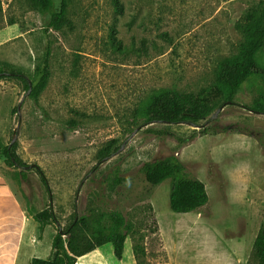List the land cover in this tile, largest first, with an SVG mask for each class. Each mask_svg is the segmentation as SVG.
I'll return each instance as SVG.
<instances>
[{
  "label": "rangeland",
  "instance_id": "1",
  "mask_svg": "<svg viewBox=\"0 0 264 264\" xmlns=\"http://www.w3.org/2000/svg\"><path fill=\"white\" fill-rule=\"evenodd\" d=\"M0 2V68L24 71L32 85L46 60L50 69L47 87L25 98L20 118L15 109L28 90L14 78L0 80V144L9 145L20 124L16 153L30 167L0 158V176L25 209L51 206L61 229L74 218L121 211L133 226L128 256L135 259L136 245L145 250L136 264H248L264 225V115L249 109L264 94V76L246 82L201 128L148 125L135 112L157 89L205 94L220 62L240 52L237 24L259 0H120L122 15L114 0H68L60 31L47 27L50 15L32 0ZM171 155L206 186L209 202L198 211L171 210L170 180L133 205L128 190L114 185L118 170L140 182L144 163ZM49 225L41 233L39 224L38 237L51 251L57 226ZM94 256L77 264H94Z\"/></svg>",
  "mask_w": 264,
  "mask_h": 264
},
{
  "label": "trees",
  "instance_id": "2",
  "mask_svg": "<svg viewBox=\"0 0 264 264\" xmlns=\"http://www.w3.org/2000/svg\"><path fill=\"white\" fill-rule=\"evenodd\" d=\"M42 14H49L47 27L60 31L67 21L68 0H62L58 12L54 11V0H32ZM119 14H124V6L120 0H114ZM1 11V2H0ZM237 30L243 37L240 52L231 58L223 59L216 71L214 84L205 94L182 93L172 89H157L152 91L136 109V117L148 125L189 124L200 125L225 103H233L242 86L254 77L264 76V63L260 53L264 49V0L250 9L243 20L237 24ZM114 31L113 40H116ZM121 46V42H117ZM7 71L8 73H5ZM50 77L48 60L45 61L38 82L33 85L31 98H37L47 87ZM14 78L29 90V76L24 71L5 65L0 68V80ZM250 111L264 115V94L249 107ZM17 113V108L15 109ZM204 127V126H203ZM207 131L204 128L202 132ZM115 144V142H113ZM17 144H0V158L11 167L27 168L16 153ZM112 151L108 146L101 155L105 158ZM41 182L50 194L47 178L41 168L35 167ZM141 181L120 175L119 170L114 176V185L128 190L130 204L143 201L150 197L155 187L165 181H171L170 208L175 213H190L205 207L209 202L206 186L198 180L175 155L154 162L144 163L138 169ZM25 177L24 173L20 174ZM141 188H137L140 187ZM138 189L137 191H134ZM32 217L40 224L43 233L45 226L55 224L57 234L53 238L52 253L48 259L34 258L31 264H77L80 257L94 250L111 244L117 260H122L127 239L133 231L132 224L126 220L121 211L98 213L93 218L82 216L66 229H61L51 206ZM135 259L143 255L145 250L136 245L133 247ZM248 264H264V225L261 227Z\"/></svg>",
  "mask_w": 264,
  "mask_h": 264
},
{
  "label": "crops",
  "instance_id": "3",
  "mask_svg": "<svg viewBox=\"0 0 264 264\" xmlns=\"http://www.w3.org/2000/svg\"><path fill=\"white\" fill-rule=\"evenodd\" d=\"M56 234L57 232L53 231L52 238ZM38 236L39 224L16 197L10 184L0 176V264H31L34 258H38L37 251L45 254V258L41 259L50 258L52 248L50 251L49 244L46 245L43 238ZM25 241L28 243L26 246H29L27 252L23 250ZM127 249L126 243L122 260L114 259L116 257L111 244L88 253V256L95 255L94 264H101L99 259H103V264H111L108 260L114 261L115 264H136L133 255L128 256Z\"/></svg>",
  "mask_w": 264,
  "mask_h": 264
},
{
  "label": "water",
  "instance_id": "4",
  "mask_svg": "<svg viewBox=\"0 0 264 264\" xmlns=\"http://www.w3.org/2000/svg\"><path fill=\"white\" fill-rule=\"evenodd\" d=\"M32 88H33V85L31 83V81H29V90L27 91V93L25 94V96L22 98L21 102L19 103L18 107H17V113L19 115V118L21 116V107H22V104L25 100L26 97L30 96L31 92H32ZM228 104H231V102H227L225 103L222 107H220L213 115L212 117L204 124V125H192L194 127H197V128H201L203 126H206L208 125L212 120H214L215 118L218 117L219 113L223 110V108L228 105ZM19 128H20V124L17 126V130L15 131V134L13 136V139L10 143V145L14 144L18 138V132H19ZM125 147V144L118 150L117 153L121 152ZM30 167H27V169H29Z\"/></svg>",
  "mask_w": 264,
  "mask_h": 264
}]
</instances>
